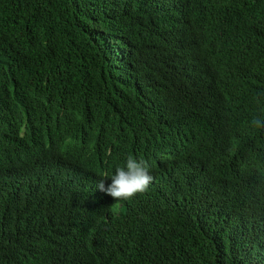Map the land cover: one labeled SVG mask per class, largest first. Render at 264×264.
<instances>
[{
  "label": "trees",
  "instance_id": "trees-1",
  "mask_svg": "<svg viewBox=\"0 0 264 264\" xmlns=\"http://www.w3.org/2000/svg\"><path fill=\"white\" fill-rule=\"evenodd\" d=\"M254 118L264 0H0V264H264Z\"/></svg>",
  "mask_w": 264,
  "mask_h": 264
},
{
  "label": "clouds",
  "instance_id": "clouds-1",
  "mask_svg": "<svg viewBox=\"0 0 264 264\" xmlns=\"http://www.w3.org/2000/svg\"><path fill=\"white\" fill-rule=\"evenodd\" d=\"M252 124L257 128H264V120L259 118H254ZM84 176L85 174L82 177ZM152 180L147 163L143 159L137 160L129 155L126 165H120L108 173L104 172L86 191L95 205L102 203L106 196L120 207L121 202L145 192Z\"/></svg>",
  "mask_w": 264,
  "mask_h": 264
}]
</instances>
